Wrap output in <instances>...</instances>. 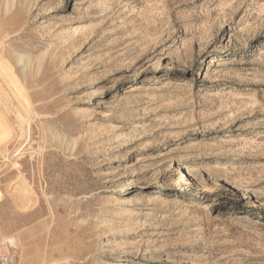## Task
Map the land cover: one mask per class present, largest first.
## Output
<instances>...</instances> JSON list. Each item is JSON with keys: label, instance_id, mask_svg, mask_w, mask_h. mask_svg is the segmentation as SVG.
I'll return each instance as SVG.
<instances>
[{"label": "rangeland", "instance_id": "obj_1", "mask_svg": "<svg viewBox=\"0 0 264 264\" xmlns=\"http://www.w3.org/2000/svg\"><path fill=\"white\" fill-rule=\"evenodd\" d=\"M0 111L17 264H264V0H0Z\"/></svg>", "mask_w": 264, "mask_h": 264}, {"label": "built area", "instance_id": "obj_2", "mask_svg": "<svg viewBox=\"0 0 264 264\" xmlns=\"http://www.w3.org/2000/svg\"><path fill=\"white\" fill-rule=\"evenodd\" d=\"M0 264H17L16 257L12 250H5L0 245Z\"/></svg>", "mask_w": 264, "mask_h": 264}, {"label": "bare ground", "instance_id": "obj_3", "mask_svg": "<svg viewBox=\"0 0 264 264\" xmlns=\"http://www.w3.org/2000/svg\"><path fill=\"white\" fill-rule=\"evenodd\" d=\"M1 112V111H0ZM2 114V113H1ZM7 123V122H6ZM8 124V123H7ZM26 124H28V123H26ZM22 128V127H21ZM1 135V134H0ZM178 179H181V177H179ZM24 208H26V207H24ZM7 242H9L11 245H13L14 243H15V240L13 239V238H10V239H8V240H6ZM6 242V243H7ZM8 243V244H9ZM14 246V245H13Z\"/></svg>", "mask_w": 264, "mask_h": 264}]
</instances>
